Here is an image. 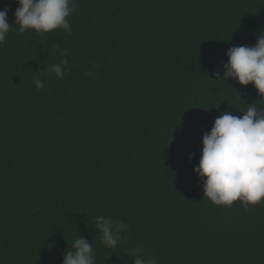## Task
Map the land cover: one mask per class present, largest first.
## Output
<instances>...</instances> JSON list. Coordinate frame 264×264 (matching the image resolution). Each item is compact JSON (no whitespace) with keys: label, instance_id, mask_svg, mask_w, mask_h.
I'll return each mask as SVG.
<instances>
[{"label":"trees","instance_id":"1","mask_svg":"<svg viewBox=\"0 0 264 264\" xmlns=\"http://www.w3.org/2000/svg\"><path fill=\"white\" fill-rule=\"evenodd\" d=\"M76 3L70 34H20L18 3L0 0L13 26L0 44V264H63L76 237L95 264H134L137 246L157 264H264V203L214 205L195 171L215 119L264 110L252 84L215 75L231 47L257 43L264 0ZM97 215L130 225L117 247Z\"/></svg>","mask_w":264,"mask_h":264},{"label":"clouds","instance_id":"2","mask_svg":"<svg viewBox=\"0 0 264 264\" xmlns=\"http://www.w3.org/2000/svg\"><path fill=\"white\" fill-rule=\"evenodd\" d=\"M14 13L18 33L34 30L38 34L63 29L72 31L69 17L76 11V0H16ZM8 11L0 10V44H3L13 26L8 22ZM60 64L48 69L57 78L66 74L69 63L66 53ZM228 62L223 73L217 70L216 80H236L242 86L252 84L264 101V29L255 46H235L228 52ZM92 73H86L91 75ZM37 88H43L41 80H34ZM264 105V104H261ZM235 116L229 111L215 119L210 133L203 137L202 156L195 169L204 180V198L212 204L231 207L237 201L247 210L249 206L264 203V110L249 104L246 110ZM95 228L101 233L100 242L107 248L117 247L121 233L130 225L97 215ZM92 243L84 237H76L64 255L63 264H95ZM144 249L137 246L131 253L134 264H157L154 258L145 260Z\"/></svg>","mask_w":264,"mask_h":264}]
</instances>
